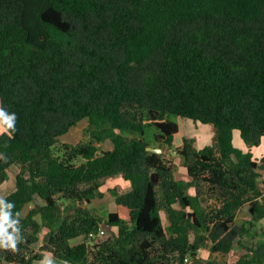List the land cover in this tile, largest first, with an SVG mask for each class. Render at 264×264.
Wrapping results in <instances>:
<instances>
[{"label": "trees", "instance_id": "1", "mask_svg": "<svg viewBox=\"0 0 264 264\" xmlns=\"http://www.w3.org/2000/svg\"><path fill=\"white\" fill-rule=\"evenodd\" d=\"M0 108L15 116L0 183L18 167L2 199L16 250L0 248V264L44 252L55 264H190L200 248L218 264H264V242L227 261L246 230L238 209L264 218V156L232 143L234 129L248 145L264 137V0H0ZM171 115L211 124V145L173 148ZM83 119L88 140L57 145ZM115 178L129 189L104 218L88 205ZM204 193L218 206L206 210Z\"/></svg>", "mask_w": 264, "mask_h": 264}, {"label": "rangeland", "instance_id": "2", "mask_svg": "<svg viewBox=\"0 0 264 264\" xmlns=\"http://www.w3.org/2000/svg\"><path fill=\"white\" fill-rule=\"evenodd\" d=\"M171 118L178 124L179 130L174 134L172 140V146L178 147L184 143L185 140L191 141L193 146L196 149L208 147L212 143L213 139V127L211 124L201 123L199 121H194L189 118H184L179 115H171ZM88 127V120L83 119L78 122L75 126H72L68 132L59 137V142L61 143L74 144L79 141H87L88 135L86 133ZM148 139L155 144L153 135L154 129H149ZM232 143L236 148L241 149L242 151H250L254 158L259 159L264 156V137L261 138V141L258 145H248L240 137L239 130L234 129L232 135ZM99 150L107 149L110 147L109 142H102L98 144ZM176 152V151H175ZM164 157L167 160H170L174 163L176 167V178L187 181L189 176L187 174V168L183 164L182 157L177 153L172 154L169 150L164 151ZM18 171V167L15 165L10 166L7 169V178L4 182L0 183V200L9 195L15 190V177ZM259 187L262 191V197H264V169L259 170ZM125 182L121 178L108 179L102 185L101 191L102 195L97 196L93 199L92 203L88 207L94 212L98 213L100 216L107 218V215L110 211L116 209L114 202V192H124L126 189H129ZM203 206L206 210H210L211 207H217L219 200L210 196L208 193H204L203 196ZM28 205L24 207L22 215L28 210ZM163 223L165 226H168V221L164 212H162ZM123 218L125 216L123 215ZM236 221L239 224H245L246 230L243 235L238 239L241 243H238V240L235 241L231 252L227 257L228 262H235L239 256L246 251V246L255 245L261 242H264V218L259 220H254L252 214L249 211V203L247 202L241 208L238 209L236 214ZM45 229V230H44ZM42 230V235L46 233V228ZM113 231H116V227L110 228ZM41 235V233H40ZM42 236V238H43ZM191 239H193L191 237ZM208 252L202 253L203 260L195 262H189L190 264H218L222 258H210L207 260Z\"/></svg>", "mask_w": 264, "mask_h": 264}, {"label": "clouds", "instance_id": "3", "mask_svg": "<svg viewBox=\"0 0 264 264\" xmlns=\"http://www.w3.org/2000/svg\"><path fill=\"white\" fill-rule=\"evenodd\" d=\"M15 116H6L3 108H0V133L8 132V129L15 131L13 127ZM10 134V133H9ZM5 207H11V205L5 206L3 201L0 200V248L16 250V242L13 235H10L7 231L8 228H12L14 222H10L9 214L4 209ZM13 231L15 229L13 228ZM5 241L7 243H5ZM39 264H51V261L47 258L40 261Z\"/></svg>", "mask_w": 264, "mask_h": 264}, {"label": "crops", "instance_id": "4", "mask_svg": "<svg viewBox=\"0 0 264 264\" xmlns=\"http://www.w3.org/2000/svg\"><path fill=\"white\" fill-rule=\"evenodd\" d=\"M167 150H169L170 151V148H168ZM171 152V151H170ZM172 153V152H171ZM172 154H174V153H172ZM191 193H193L194 192V190L192 189H190L189 190ZM32 205H28V207L30 208ZM26 207V206H25ZM28 208V209H29ZM24 209V208H23ZM45 230V229H44ZM47 230V229H46ZM42 231H41V235H40V237H39V240H38V243H37V245L35 246V248L37 249L41 244H42ZM45 258H47V259H49L50 261H51V264H55V260L53 259V256H52V254L51 253H49V252H44V256L41 258V259H39V260H35V262H34V264H39V262L40 261H43V260H45Z\"/></svg>", "mask_w": 264, "mask_h": 264}, {"label": "built area", "instance_id": "5", "mask_svg": "<svg viewBox=\"0 0 264 264\" xmlns=\"http://www.w3.org/2000/svg\"><path fill=\"white\" fill-rule=\"evenodd\" d=\"M103 232H104V227H100V233L102 234ZM90 235H92V233H91ZM198 253H199L198 256H202L203 249L200 248V249L198 250ZM184 262H185V263H186V262H189V257H188V256L184 257ZM175 264H178V263L176 262Z\"/></svg>", "mask_w": 264, "mask_h": 264}, {"label": "water", "instance_id": "6", "mask_svg": "<svg viewBox=\"0 0 264 264\" xmlns=\"http://www.w3.org/2000/svg\"><path fill=\"white\" fill-rule=\"evenodd\" d=\"M148 149H149V150H152V151L159 152V153L162 152L161 148H153V147L149 146ZM170 151H171L172 153H176L174 150H171V149H170ZM103 227L106 228L107 226L104 224Z\"/></svg>", "mask_w": 264, "mask_h": 264}]
</instances>
